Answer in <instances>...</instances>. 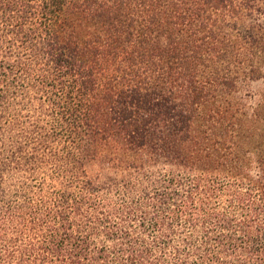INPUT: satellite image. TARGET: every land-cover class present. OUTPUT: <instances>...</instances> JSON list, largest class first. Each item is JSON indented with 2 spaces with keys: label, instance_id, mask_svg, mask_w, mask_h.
Returning a JSON list of instances; mask_svg holds the SVG:
<instances>
[{
  "label": "trees",
  "instance_id": "1",
  "mask_svg": "<svg viewBox=\"0 0 264 264\" xmlns=\"http://www.w3.org/2000/svg\"><path fill=\"white\" fill-rule=\"evenodd\" d=\"M264 0H0V264H264Z\"/></svg>",
  "mask_w": 264,
  "mask_h": 264
},
{
  "label": "rangeland",
  "instance_id": "2",
  "mask_svg": "<svg viewBox=\"0 0 264 264\" xmlns=\"http://www.w3.org/2000/svg\"><path fill=\"white\" fill-rule=\"evenodd\" d=\"M239 97L246 104L250 117L245 125L252 128L257 123L258 131L264 134V78L243 84Z\"/></svg>",
  "mask_w": 264,
  "mask_h": 264
}]
</instances>
